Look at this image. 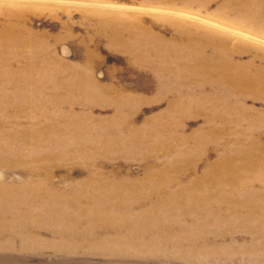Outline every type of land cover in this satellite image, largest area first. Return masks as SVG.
<instances>
[{
  "label": "rangeland",
  "instance_id": "374dc122",
  "mask_svg": "<svg viewBox=\"0 0 264 264\" xmlns=\"http://www.w3.org/2000/svg\"><path fill=\"white\" fill-rule=\"evenodd\" d=\"M156 1L0 3L25 4L21 25L44 39L49 71L87 90H62L77 106L33 110L29 96L39 102L55 92L52 85L36 82L47 90L18 94L2 82L0 264H264V94L235 96L214 85L204 94H177L186 86L174 89L151 64L159 56L157 65L194 66L205 55L220 73L263 82L264 43L238 38L235 48L231 33L193 16L249 21L253 32L257 16L231 13L244 4L264 8V0H205L208 11L199 10L203 3ZM177 25L192 30L183 32L190 44L169 57L159 38L173 40ZM253 33L264 38L263 26ZM224 118L230 123L223 126ZM226 157L234 160L233 188L219 194L198 187L191 199L175 198L183 182L194 181L188 164L194 174L213 176L219 171L212 164ZM183 161L177 178L172 172Z\"/></svg>",
  "mask_w": 264,
  "mask_h": 264
},
{
  "label": "bare ground",
  "instance_id": "6f19581e",
  "mask_svg": "<svg viewBox=\"0 0 264 264\" xmlns=\"http://www.w3.org/2000/svg\"><path fill=\"white\" fill-rule=\"evenodd\" d=\"M3 0H0V3ZM6 1V0H4ZM19 1V0H18ZM205 0H186L183 2V0H157V3L165 4L167 6H183V4L189 3L192 4L191 6H199V4L203 3L204 9H199L203 11H208L212 2L207 3L204 2ZM216 1V0H214ZM21 2V1H20ZM19 10L14 8L10 4H0V87L3 86L2 82L11 85H15L18 89H21V91L18 94H35L36 92H44V87L39 86L34 87L36 82H43L44 84L48 83V85H52L54 87V91L52 94H48V96H45L43 100L36 102V100L33 99V96L30 95L29 99L31 101L30 106L32 109L40 108L44 109L49 107V110H55L59 111L60 108H62L63 104H66L68 107L77 106L79 103H73V98L70 94H62V90H65L66 93L73 91H77L79 93H83V89L86 90L85 87L76 89L75 84L73 83H67L64 78L58 71L53 75L49 71V64H46L41 56H43L46 52V45L44 39L40 38L38 33L32 31L26 26L21 25V18L23 16V11H25V4L19 5ZM252 5H239L234 13H231L229 8V13L231 15H237L242 17L243 19H250L253 16H257V21H252L251 24L254 26L253 32L256 29H259L262 25L264 28V8L261 7H252ZM191 8V7H190ZM197 8V7H196ZM192 9V8H191ZM242 12H245L243 15H241ZM187 17H192L188 15H183ZM236 16V17H237ZM194 18H197L199 20H202L204 22H209L211 25L215 26L216 28H222L228 33H231V35L234 36V38L231 40V45L235 48V42L238 40V38L244 40H253L257 42L264 43V38L260 37L258 33L249 32L247 29L250 28L248 26L249 21H242V25H230L228 23H222L220 21L216 20H206V19H200L196 16H193ZM239 18V17H238ZM178 22L177 24H179ZM239 24V23H238ZM179 29H176V37L172 39H164L159 38V40L163 44V48L160 52H165L170 56L172 54V57L175 56V54L179 53L177 50L180 46H187L190 44V38H188L185 33L183 32H190L192 31L189 27H185L184 25H177ZM206 40H200L197 39L195 42L200 44ZM210 41V40H209ZM211 43L218 44L216 40H211ZM220 45H227V43H219ZM28 50H31L30 53H28ZM237 52L243 51L246 52L247 50H243L239 47ZM180 54V53H179ZM36 58V59H35ZM35 59V63H34ZM162 61L167 63L166 66H169V63L171 60L165 56H163ZM206 59H208L207 56L202 55L200 59H195L194 61L198 62L196 65H188V66H175V67H165L164 65H157L158 62H160V58H152L151 57V64L155 65L156 71L160 75L167 74L166 80L173 83L174 89H178V85L184 84L186 86V89L184 91H179L177 94H204L203 89H206L207 85H214L216 89L218 90H228L229 93L234 94L235 96H243L244 93L250 92V93H259L264 94V81L261 83L258 82H252L247 81L243 79L237 78V72L234 70V72H231L228 69H223L220 73V70L216 66H210L208 65L209 62H206ZM22 61V62H21ZM17 67H13L12 63H17ZM220 73V75H219ZM231 74V76L226 77L224 74ZM82 78V75H81ZM84 79V78H82ZM91 77L84 79L88 83H90ZM29 82V83H25ZM46 82V83H45ZM85 83V82H84ZM84 85V84H82ZM196 89H200V92H196ZM16 89L9 90L12 93H16ZM175 90V91H176ZM218 90H215L214 93H217ZM87 91V90H86ZM0 93H4V90ZM56 93V94H53ZM17 94V93H16ZM255 95V94H254ZM109 96H112V98H118L122 97L120 95L115 96L113 94H109ZM35 98V97H34ZM176 106V105H175ZM4 103L0 100V109L4 108ZM28 107V106H26ZM47 111V110H45ZM223 119L221 123L224 125L229 124L230 122ZM59 121L64 122L61 117L58 118ZM58 120H56L58 122ZM73 121V120H72ZM1 125V124H0ZM222 133V132H221ZM212 136V135H210ZM235 136V135H234ZM217 138L219 140H223L222 135H218ZM235 139V138H234ZM254 144L253 148L258 147L259 139L253 140ZM256 144V145H255ZM223 148L224 147H220ZM169 149V148H168ZM170 150V149H169ZM258 150V148H257ZM262 150L264 148L262 147ZM166 153V152H164ZM171 154H168L169 156ZM223 157V156H222ZM221 157V158H222ZM220 158V159H221ZM224 158V157H223ZM219 159V160H220ZM234 160L226 157L225 159L220 160L218 164H212V170L214 172V169L219 171L217 174L211 175V171L206 172L205 174L199 175L194 174L196 172V165L188 164L187 171L191 170V174H193L194 181L190 184L185 185L183 182L182 184V191L180 190L178 194L176 195V199L183 198L187 196L189 199L192 198V192L193 189H196L198 187H202L205 190L215 189L219 194L220 192L224 191L225 186H228L230 188H233L236 183H234V180L232 179L233 175L232 172V164ZM185 161L182 162V164L178 167L177 173H173L174 176H179L181 174H184L181 166L184 165ZM254 163V162H253ZM256 164L258 167L259 164ZM256 166H249L251 171L256 170ZM264 166V164H263ZM208 171V170H207ZM220 173L219 178L216 180L218 174ZM226 174V175H225ZM231 174V175H230ZM230 175V176H229ZM229 176V177H227ZM221 177H227L222 179ZM264 180V179H263ZM247 183H244L241 185V187L247 186ZM215 186V187H214ZM261 197V196H260ZM173 200H171L169 203H171ZM200 208H197V211H199ZM201 213H206L204 209H201ZM200 213V214H201Z\"/></svg>",
  "mask_w": 264,
  "mask_h": 264
}]
</instances>
